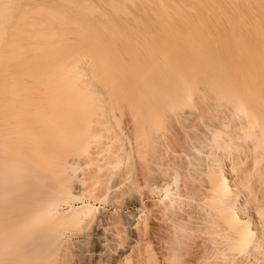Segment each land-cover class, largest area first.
<instances>
[{"label": "bare ground", "instance_id": "6f19581e", "mask_svg": "<svg viewBox=\"0 0 264 264\" xmlns=\"http://www.w3.org/2000/svg\"><path fill=\"white\" fill-rule=\"evenodd\" d=\"M236 1L0 0V264L68 257L48 225L85 192L130 208L68 214L98 248L264 264V13Z\"/></svg>", "mask_w": 264, "mask_h": 264}, {"label": "rangeland", "instance_id": "374dc122", "mask_svg": "<svg viewBox=\"0 0 264 264\" xmlns=\"http://www.w3.org/2000/svg\"><path fill=\"white\" fill-rule=\"evenodd\" d=\"M251 3H256V1L255 0H251ZM257 3L261 6L260 8L263 9V11H261V13L263 14L264 13V7H263V4H262L261 0H259ZM243 5L245 6L244 2H243ZM234 6L235 7H234L233 11L239 10L242 7L241 6V1L240 0H237L236 3L234 4ZM249 11H250V8L248 6V12ZM257 15H259V14H257ZM257 15L254 13V15L250 17V21L247 20V22L245 23V27H243V28H248V27H251L250 29L256 28L257 26H259L258 23L259 22L262 23V21H263V23L261 24L262 25L261 27H264L263 26L264 25V19H263L264 14L262 16H260L261 18L260 17H257ZM254 16H255V18H254ZM258 18L260 19V21H259ZM260 32L264 33V29L261 28V31ZM213 33L214 34H217L216 32H213ZM190 38L192 40L193 39V36L191 35ZM259 50H260V48H259ZM0 146H2V145L0 144ZM1 152H2V150H1ZM85 196L83 195L82 198L79 199V200H74L72 202H62L61 204H59L58 207H57V214H56V216L50 221V223L48 225L49 228H50V230L56 235L55 245L57 246V248L59 250L60 249L61 250L62 249L63 250L67 249L65 251H68V257L67 256H66L67 258L65 257L67 261L65 260V258H63L66 261V263H65L64 260H62V258L61 259L59 258L61 261L58 259V261L56 262V264H101V263L102 264H106V263L107 264H115V263L116 264H133V263L134 264H138V263L139 264H142L141 261H140V259L137 257L138 256L137 250L134 249L136 252L134 250L131 251L128 247H126V246H128L127 244L129 243V237H130V235L128 233V230L127 231L125 230L126 231V234L123 233L124 236H129V237H127V240L125 242V243H127V242L128 243L127 244L124 243V245H126L125 246V249H123V250H120V248L117 249L116 244L118 242L117 240L119 239V237L113 231L114 229L113 230H111V229L107 230L105 236L103 235L104 236V239H105L104 240L105 241L104 242L105 245H104L103 248L102 247L101 248L100 247L98 248V245L96 243V238L98 239V237H102V234H100L101 230H100V232H98V231L95 230V226H98V223L96 221H92L91 224L90 223L89 224H86L88 226L83 227L84 225L83 226H78V225H76V223L70 222V219H67L68 214H70L73 209L80 208L83 205V203H82L83 200H84L85 203H90L91 205H94V207L97 208V211L99 213H102L105 217L106 216H112V215H121V214H124V213L129 212V210H130V208L126 204H124L125 203L124 201H123L124 202L123 203L121 200H119L120 198L117 199V202H115L114 205H111L107 201H98V200L97 201H94L92 198H90L87 195L86 192H85ZM149 200H151V199H149ZM241 200H243V199H241ZM68 220H69V222H68ZM100 223H102V222H100ZM52 224H54V225H52ZM66 224H67L68 227H66ZM100 225H102V224H100ZM72 226H74V227H72ZM70 227H72L75 231L73 229H71ZM97 234L98 235L100 234L101 236L100 235L97 236ZM194 238L195 237L192 236L191 239L193 240ZM198 238H200V237H198ZM102 239H103V237H102ZM197 239L195 238L196 241L195 240L192 241V246H193V244H198V247H200V248H198V250H197V249H195L193 247H190V248H192L191 249V252L192 253H191V252H189L190 250L189 251L187 250L189 248V246L187 244H189L191 242H189V243L187 242L186 245L188 247L186 246L187 247L186 250H187V253L188 254L186 253V251H184L182 253V258L183 257H189V258H191V257H194L195 254H197V256H198L199 253L201 255L200 257L202 258V255H203L202 254L203 252L201 251L202 250L201 249L202 247L199 246L202 243V241L200 240L201 242L199 244L198 243L199 240L197 241ZM188 240L190 241V239H188ZM194 241H195V243H193ZM189 245H191V244H189ZM194 247H197V246L194 245ZM194 249L197 250V251H195ZM129 251H131V252H129ZM98 253H99V255H98ZM122 253H123V255H122ZM184 253H185V256H184ZM131 256H132V258H131ZM197 256H195V257H197ZM198 257L197 258H191L189 260V262L192 259H196V260L198 259L199 262L202 260V262H203V259H200L199 260ZM127 258H128L129 261L127 260ZM134 258L135 259H139L140 262L138 260H131V259H134ZM189 258H187V259H189ZM109 259H110V261H109ZM187 259H186V261H188ZM247 259L249 260V263H248V261L247 262L245 261ZM247 259L244 260L245 264H247V263L248 264H253V263L254 264H257V263H255L253 261V258H251V259L247 258ZM135 261L136 262L138 261V262L136 263ZM192 261H194V260H192ZM192 261H191L190 264H195V263L198 264L197 262L192 263ZM251 261H253V262H251ZM62 262H64V263H62ZM203 263L200 262V264H203Z\"/></svg>", "mask_w": 264, "mask_h": 264}]
</instances>
